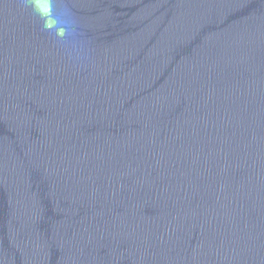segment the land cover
Listing matches in <instances>:
<instances>
[{"label": "water", "instance_id": "95a60500", "mask_svg": "<svg viewBox=\"0 0 264 264\" xmlns=\"http://www.w3.org/2000/svg\"><path fill=\"white\" fill-rule=\"evenodd\" d=\"M0 264H264V0H0Z\"/></svg>", "mask_w": 264, "mask_h": 264}]
</instances>
